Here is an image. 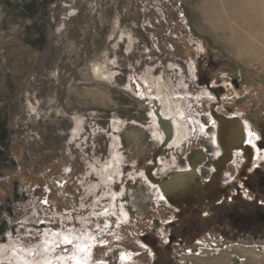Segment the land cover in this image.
<instances>
[{"label": "rangeland", "instance_id": "374dc122", "mask_svg": "<svg viewBox=\"0 0 264 264\" xmlns=\"http://www.w3.org/2000/svg\"><path fill=\"white\" fill-rule=\"evenodd\" d=\"M216 115L263 151L264 0H0V264H264V221L229 217L260 210L235 179L263 152L220 173L241 200L209 219L151 186L196 151L215 177Z\"/></svg>", "mask_w": 264, "mask_h": 264}, {"label": "flooded vegetation", "instance_id": "af4514ba", "mask_svg": "<svg viewBox=\"0 0 264 264\" xmlns=\"http://www.w3.org/2000/svg\"><path fill=\"white\" fill-rule=\"evenodd\" d=\"M246 123V122H245ZM244 124V123H243ZM244 127V142H243V149L240 150H235L232 154L231 157V161H233V157L236 154H244V151L246 149V146L248 147H254L255 148V152L253 155H256L257 157H262V153L264 155V141H262V143L260 144V147L262 148L263 151H261L258 147V139L256 137V135L254 133H252V131L249 129V126H245V124L243 125ZM218 132H219V124L217 123V126L215 128V131L212 133V135L210 136V142L212 145L213 139H215L217 141V143H213V148L215 151V156H216V160L223 154L222 148L220 146L219 140H218ZM247 133V134H246ZM216 137V138H215ZM252 137H254V139H252ZM252 141V143H251ZM254 141V142H253ZM173 142V141H172ZM171 142V145H172ZM251 143V144H250ZM220 150V151H219ZM203 153V152H202ZM204 154V153H203ZM251 156V155H249ZM262 163L263 166H257L255 168H252V170L249 171V173H246L245 176V167H240V170L238 172V174L236 175V179L237 181H240L245 178L244 180V184L243 187H241L243 189V191L248 193V199H246L244 196H242V191H239V193L241 195L240 198L242 200H246L248 202L251 203H255V205L260 209L258 211L255 212V214L252 215L251 214H247V213H240V212H229V217L232 218L234 220V232L233 234H236L237 237H248L249 233H247L246 235H244L241 231L244 230H249V228L251 227L252 221H260L263 220L264 221V156L262 157ZM206 162H207V158H206ZM205 165V164H204ZM202 167V166H201ZM199 169H201L199 167ZM211 169H213L212 171H215V168L211 166ZM186 170H190V166L188 164V167H180L178 170L174 171V172H185ZM201 172L199 170V174H198V178H197V182H199L202 186H205L206 184L212 183V186H210L209 191L211 192H207L205 191V194L209 195V197H212L211 193L213 195H215L216 200L210 201L207 198H205V203L203 205L202 208L197 207L194 204V199L198 198V194H194L192 192V190L190 189L189 191H187V194L185 196H183L178 202L177 204L182 205V207L180 208L179 206V212L177 211V213L179 214L181 211H187L189 210L188 213L184 214V216H182L179 219H182L183 217L190 215L192 213H197L199 212L201 214V216H204L205 218H210L212 214V212H208L211 206L214 205H218V206H232L237 202V200H241L237 195H229L228 194L231 192V190L229 191V189L227 188L228 186H222L221 185V179H218L216 183H213L214 178H212L211 180H209V182L202 184L199 181ZM151 182V181H150ZM241 183V181H240ZM201 186V187H202ZM228 189V190H227ZM249 194L251 196H249ZM228 198H231L230 201L228 200ZM165 202V201H164ZM168 202V201H166ZM169 203V202H168ZM186 203H193L191 205L190 208H187ZM171 204V203H170ZM208 212V213H207ZM211 214L210 216L208 214ZM178 216V215H177ZM227 228H230L229 226H227ZM253 234V233H252ZM95 241L92 240V245L91 247L94 245Z\"/></svg>", "mask_w": 264, "mask_h": 264}, {"label": "water", "instance_id": "95a60500", "mask_svg": "<svg viewBox=\"0 0 264 264\" xmlns=\"http://www.w3.org/2000/svg\"><path fill=\"white\" fill-rule=\"evenodd\" d=\"M216 119L218 122H222L221 124L224 125V128L227 127L228 125L230 126L231 130L234 129V132L236 133L233 141L234 143L232 146H230V151H228V154H225L224 158L217 160L216 162L213 163V166L217 168L218 171H216L214 181L213 183H216L218 179H220L219 175L220 173L226 168V166L231 162V153L235 149H239L243 145V140H242V132H243V125L239 119H228L223 115H216ZM169 125V122H163L162 124ZM199 155L200 156V166H203V163L206 161L205 155L201 151H196L193 153L190 163L195 161V156ZM189 163V164H190ZM199 166L194 167L193 172H186V173H173L171 174L166 180L161 182V186L165 187L166 191L170 194V197L167 196L168 201L173 205L177 204V202L187 194V191L190 189L194 194H198V198L194 199V204L202 208L204 203H205V198H207L210 201L216 200L215 195H212V197H209V195L205 194V191H209L210 186H212V183L206 184L205 186H202L199 182L197 181L198 178V171L197 169ZM153 180V179H152ZM154 183L158 182V180H153ZM264 185V184H263ZM202 186V187H201ZM193 203H186L187 208H190ZM178 206L181 208L182 205L178 204ZM189 210L187 211H181L178 214V217L181 218L184 216V214L188 213Z\"/></svg>", "mask_w": 264, "mask_h": 264}, {"label": "bare ground", "instance_id": "6f19581e", "mask_svg": "<svg viewBox=\"0 0 264 264\" xmlns=\"http://www.w3.org/2000/svg\"><path fill=\"white\" fill-rule=\"evenodd\" d=\"M153 114H154V118L157 119V123H158L159 127L154 126L152 128V131L156 136H158V138H159L158 140L162 141L163 143L172 142L173 140L178 141L177 139L180 136V131L182 130V128H181L182 125L180 123H178L177 121H175L174 124L170 121L171 117L174 116L173 110L171 108H168V109L166 108L165 110H163L162 107L159 105V109L156 112H153ZM163 122H169L170 124L169 125H166L165 123L162 124ZM221 123L218 122V124H219L218 140H219L220 146L222 148L223 154L217 160L224 158L225 154H228V151H230V146H232V144L234 143L233 139L236 135V133L234 132V129H232V130L230 129L231 128L230 126H232V125H228L227 127L224 128V125ZM173 125L175 126V128L173 127ZM252 139H254V137H252ZM242 140L244 142V127H243V132H242ZM213 143H217V141L215 139H213ZM251 143H252V141H251ZM240 149H243V145L241 148L235 149V150H240ZM235 150L232 151L231 157H232V154ZM199 159H200V156L196 155L195 161H193L192 163L189 164L190 170H186L185 172L178 171V172H174V173L193 172L194 167H197V166L201 167L200 166L201 162ZM230 161H231V158H230ZM205 163H206V161L203 163V165ZM214 168H215V172L218 171L216 167H214ZM163 181L164 180H160L156 183L151 182V184H152L151 186H153L156 189L157 194L159 195V198L162 201H168L167 196L170 197V194L168 193V191H166L165 187H162L160 185L161 182H163Z\"/></svg>", "mask_w": 264, "mask_h": 264}, {"label": "built area", "instance_id": "2783aa9c", "mask_svg": "<svg viewBox=\"0 0 264 264\" xmlns=\"http://www.w3.org/2000/svg\"><path fill=\"white\" fill-rule=\"evenodd\" d=\"M198 174H199V171H198ZM201 175V174H200Z\"/></svg>", "mask_w": 264, "mask_h": 264}]
</instances>
